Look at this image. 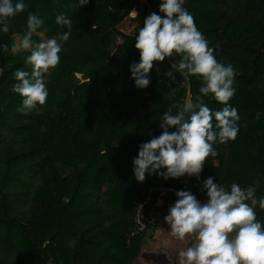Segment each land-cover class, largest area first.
<instances>
[{
    "label": "trees",
    "instance_id": "16d2710c",
    "mask_svg": "<svg viewBox=\"0 0 264 264\" xmlns=\"http://www.w3.org/2000/svg\"><path fill=\"white\" fill-rule=\"evenodd\" d=\"M139 1L89 0L78 9L76 0H25L28 8L11 18L8 33H0V44L9 46L0 50V264H134L148 233L132 236L136 201L157 186H177L179 178L155 174L136 181L132 159L139 144L161 134L163 113L174 114L173 105L198 95L203 82L179 73L175 83L169 81L164 73L172 58L166 57L154 62L148 87H135L129 69L139 61L135 36L150 13L164 15L160 0L142 7ZM184 7L216 59L236 73L228 103L240 116L237 137L214 145L218 154L206 158L200 175L226 188L254 185L259 199L264 0H185ZM136 8L134 33L125 34L119 27ZM29 12L43 19L34 43L67 30L55 23L58 13L73 24L60 63L45 74L46 103L22 113V97L12 85L18 68L31 70L30 53H13L11 45L27 31ZM203 99L209 108L223 107L211 94ZM255 210L264 221V209Z\"/></svg>",
    "mask_w": 264,
    "mask_h": 264
},
{
    "label": "clouds",
    "instance_id": "9594fccd",
    "mask_svg": "<svg viewBox=\"0 0 264 264\" xmlns=\"http://www.w3.org/2000/svg\"><path fill=\"white\" fill-rule=\"evenodd\" d=\"M89 0H76L82 8ZM185 0H160L159 12L150 13L135 36L139 61L129 65L131 78L138 89L151 83L150 71L154 62L172 58L164 76L176 82L174 73L186 80L195 77L202 81L198 95L188 97L173 114L165 111L158 123L161 134L138 145L132 159L133 176L143 182L147 175L180 178L185 175L199 178L207 157L217 156L214 145L235 140L240 116L228 102L235 94V70L214 56L215 49L198 30L192 14L184 7ZM28 8L25 0H0V33H8L12 17ZM133 16L137 13L131 12ZM55 23L67 30L34 43L32 34L43 24L35 12L27 15V31L11 45L13 53L27 51L26 63L31 70L17 69V81L12 91L22 97L18 111L27 113L46 103L49 90L45 74L60 63L62 44L69 40L72 19L58 13ZM7 52L9 46L0 44ZM178 57V59L176 58ZM173 94L175 89L172 90ZM211 94L223 105L212 109L204 102ZM259 118V114H257ZM174 126V130H173ZM207 201L201 203L189 190H177L176 200L168 208L164 222L173 237L191 243L178 253L179 264H264V221L257 219L256 206L264 209V196L256 198L254 185L241 187L233 182L226 188L209 176L203 181Z\"/></svg>",
    "mask_w": 264,
    "mask_h": 264
},
{
    "label": "built area",
    "instance_id": "2783aa9c",
    "mask_svg": "<svg viewBox=\"0 0 264 264\" xmlns=\"http://www.w3.org/2000/svg\"><path fill=\"white\" fill-rule=\"evenodd\" d=\"M142 6H148V0H140L139 7ZM134 10L137 13V8ZM129 16L131 19L136 18V16H133L131 13ZM204 180L205 179L201 175L199 178L185 175L179 178L176 187L157 186L151 189L146 196L136 201V213L134 217V229L132 231V236L149 232L153 227L158 226L162 221H164L163 218L167 214L168 208L176 200L175 192L177 190H189L201 203L206 202L207 195L206 191L203 190ZM153 193H157L155 201H153Z\"/></svg>",
    "mask_w": 264,
    "mask_h": 264
},
{
    "label": "crops",
    "instance_id": "0c3cea01",
    "mask_svg": "<svg viewBox=\"0 0 264 264\" xmlns=\"http://www.w3.org/2000/svg\"><path fill=\"white\" fill-rule=\"evenodd\" d=\"M191 239L186 237L181 241L173 237L169 226L162 222L147 233L134 264H179L178 253L191 243Z\"/></svg>",
    "mask_w": 264,
    "mask_h": 264
},
{
    "label": "rangeland",
    "instance_id": "374dc122",
    "mask_svg": "<svg viewBox=\"0 0 264 264\" xmlns=\"http://www.w3.org/2000/svg\"><path fill=\"white\" fill-rule=\"evenodd\" d=\"M137 14H138V9H137ZM134 28H135V24L132 22V19H131L130 16L127 18V20L124 22V24L119 27V29L125 34H133L134 33ZM42 40H46V39L42 37L41 41ZM118 41L120 42V39ZM78 75L79 74L75 75L76 78L78 80H82V76H78ZM162 222H164V221H162Z\"/></svg>",
    "mask_w": 264,
    "mask_h": 264
}]
</instances>
